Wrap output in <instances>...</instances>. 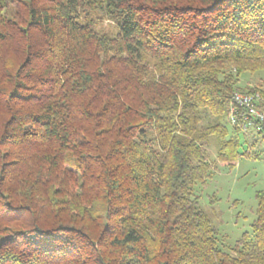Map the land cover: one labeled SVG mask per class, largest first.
Returning a JSON list of instances; mask_svg holds the SVG:
<instances>
[{
	"label": "trees",
	"instance_id": "trees-1",
	"mask_svg": "<svg viewBox=\"0 0 264 264\" xmlns=\"http://www.w3.org/2000/svg\"><path fill=\"white\" fill-rule=\"evenodd\" d=\"M245 72L264 0H0V264H264L263 193L226 250L199 207L209 139L223 166L257 157Z\"/></svg>",
	"mask_w": 264,
	"mask_h": 264
},
{
	"label": "rangeland",
	"instance_id": "rangeland-1",
	"mask_svg": "<svg viewBox=\"0 0 264 264\" xmlns=\"http://www.w3.org/2000/svg\"><path fill=\"white\" fill-rule=\"evenodd\" d=\"M16 6L20 7L19 4H16L15 7L9 6V8L11 11H15ZM108 25L111 26L112 24L105 20L100 26L107 29ZM237 86L243 91L264 89V74L245 72L240 75ZM239 91H235L233 95H258L260 98L259 92ZM231 109L236 110V107L232 106ZM231 109L226 121H229L230 125L236 126L237 117L233 123ZM240 109L242 110V108ZM244 111L248 110L245 109ZM226 121L224 123H227ZM206 123L207 120L203 122V124ZM239 127L240 141L245 139L247 141V145L243 147L250 154H256L257 157H241L233 167L223 166L217 162V149L214 139H209L206 152L208 162L212 165L213 176L205 186L198 188L199 207L207 214L215 229L219 246H222L223 250L233 247L243 234L252 237L250 226L255 218L256 195L258 193L264 194V139L256 138L254 132L244 129L242 118Z\"/></svg>",
	"mask_w": 264,
	"mask_h": 264
},
{
	"label": "built area",
	"instance_id": "built-area-1",
	"mask_svg": "<svg viewBox=\"0 0 264 264\" xmlns=\"http://www.w3.org/2000/svg\"><path fill=\"white\" fill-rule=\"evenodd\" d=\"M232 100L234 105H236L237 109L242 108L241 118L243 121V128L249 129L250 127L264 124V111L261 110L258 105L261 101L258 95H243V94H234L232 96ZM240 107V108H239ZM247 109L248 111H244ZM241 110V109H240ZM237 112L235 109L232 110L231 119L234 123V119L236 118ZM252 125V126H250ZM250 126V127H248Z\"/></svg>",
	"mask_w": 264,
	"mask_h": 264
}]
</instances>
